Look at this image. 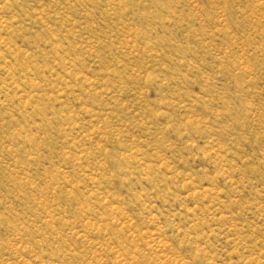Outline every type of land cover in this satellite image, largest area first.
I'll return each instance as SVG.
<instances>
[{"label":"rangeland","instance_id":"obj_1","mask_svg":"<svg viewBox=\"0 0 264 264\" xmlns=\"http://www.w3.org/2000/svg\"><path fill=\"white\" fill-rule=\"evenodd\" d=\"M0 264H264V0H0Z\"/></svg>","mask_w":264,"mask_h":264}]
</instances>
